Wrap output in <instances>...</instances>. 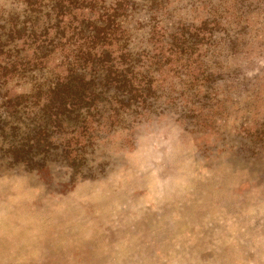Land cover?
Segmentation results:
<instances>
[{"label": "rangeland", "instance_id": "obj_1", "mask_svg": "<svg viewBox=\"0 0 264 264\" xmlns=\"http://www.w3.org/2000/svg\"><path fill=\"white\" fill-rule=\"evenodd\" d=\"M205 1L133 0L117 35L142 53L134 85L152 69L157 100H104L114 116L52 134L59 154L29 166L8 148L46 121L49 83L79 69V47L53 39L58 8L0 0V264H264V0H219L221 17ZM207 17L220 23L212 39ZM184 22L201 25L200 42L162 47ZM111 47L105 69L120 60ZM150 47L164 52L151 68Z\"/></svg>", "mask_w": 264, "mask_h": 264}, {"label": "trees", "instance_id": "obj_2", "mask_svg": "<svg viewBox=\"0 0 264 264\" xmlns=\"http://www.w3.org/2000/svg\"><path fill=\"white\" fill-rule=\"evenodd\" d=\"M34 1H39L41 4L33 7L35 6L33 5L34 3H30L29 9L35 13L41 14L43 12L49 14L52 12L54 14L58 8L55 17L58 31L53 39H57L59 43L63 38L74 39L72 43L77 45L79 49H74L72 52L76 53L74 54L76 61L77 59L80 61L78 70L71 66L65 79L59 77L56 81L49 83L47 92L50 99L46 100L42 108H40L46 121L44 122L43 120L40 124L30 128L28 132L21 136L19 141L11 144L8 148L12 149L20 161L27 163L29 166L34 164L32 162L38 163L52 154H59L56 149L60 147L61 143H57V141L60 140V136L64 131L69 133H79L81 131L83 133L84 130L86 132L89 128L94 131L95 125L101 123L100 120L103 115L107 116L105 113H107L108 108L105 107L104 100H116V104H119L120 107H139L147 103L152 105L158 98L157 92L152 89L154 79L152 69L148 70L145 75L143 74L144 76H140L138 85H134L131 74L133 73L136 76L138 71L135 72V69L140 66L138 61L142 58V53L139 56L130 54V50L124 48L128 44L127 39L121 43L120 39L122 37L117 35L119 30L117 20L127 8L134 6V3L132 5L133 0H122L121 2L117 1L109 4H106V0H99V2L97 0H50L49 3L44 2L45 0ZM158 1L160 2V0ZM205 3L211 11L221 17L225 8L221 1L208 0ZM85 6L89 8L87 9L89 10L88 13H85L82 9ZM78 8L83 11V17L77 22L78 19L74 11ZM68 15H72L73 20L72 18L67 19ZM36 18L39 20L40 15H36ZM207 19L209 21H206L204 29H207L212 24V27L207 29L209 33L211 32L210 39H212L215 36V32L212 31L220 23L214 18L207 17ZM62 23H65L63 29L61 27ZM26 27L28 28L29 26L25 25L23 30H26ZM225 27L223 25L220 28ZM59 29L62 30L60 31ZM194 29L195 31H193ZM31 31L33 30L31 29ZM68 34L72 36L67 38ZM149 35H151V30ZM193 37H195V40ZM201 37H203L201 35V25L195 27L184 22L178 27V30L172 31L168 35L162 34L161 42L164 48H172L177 45L183 49L188 46L192 47L197 42H200ZM1 38L2 33L0 32V53H3L5 50L3 45L6 43L2 42ZM53 39H51L49 44L53 43ZM115 43L122 50H119L120 55H117L120 60L117 61V64H108L105 69L104 62L110 63L112 61L110 60L112 54L110 49H113L111 46H114ZM43 44L48 45L46 39L40 41V46ZM97 48L102 50L103 53L99 55L98 52L100 50L98 51ZM150 49L146 51L149 55V60H152L151 68L152 65L158 64L164 58V52L161 50L155 54L153 51L156 49L154 47H150ZM10 56H12V53ZM100 64L101 67L97 68ZM90 66L91 72L87 70ZM121 67H123V70L118 71V68L121 69ZM102 68L105 73L103 71L99 73ZM115 105L111 103L110 106L114 108L116 107ZM108 114L107 117L114 116L112 113ZM116 114L118 113L116 112ZM115 116L119 118L120 115ZM90 125L93 127H90ZM11 126L9 130H12V135H10L15 137L14 135L19 134L17 132L19 125ZM0 130H4V126L0 125ZM54 133H58L60 136L52 139L51 136ZM80 145L81 143L79 142L76 148L82 151L85 145ZM78 155L82 156V154Z\"/></svg>", "mask_w": 264, "mask_h": 264}]
</instances>
